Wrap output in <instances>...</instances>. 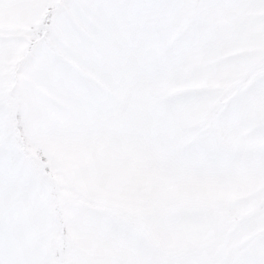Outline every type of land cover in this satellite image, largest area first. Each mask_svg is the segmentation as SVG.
Here are the masks:
<instances>
[{
	"label": "snow or ice",
	"instance_id": "6c2138e0",
	"mask_svg": "<svg viewBox=\"0 0 264 264\" xmlns=\"http://www.w3.org/2000/svg\"><path fill=\"white\" fill-rule=\"evenodd\" d=\"M0 264H264V0H0Z\"/></svg>",
	"mask_w": 264,
	"mask_h": 264
}]
</instances>
